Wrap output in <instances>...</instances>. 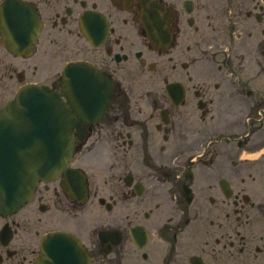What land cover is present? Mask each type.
I'll use <instances>...</instances> for the list:
<instances>
[{
	"label": "flooded vegetation",
	"instance_id": "1",
	"mask_svg": "<svg viewBox=\"0 0 264 264\" xmlns=\"http://www.w3.org/2000/svg\"><path fill=\"white\" fill-rule=\"evenodd\" d=\"M31 85L74 157L2 217L0 264L59 231L91 264H264V0H0V110Z\"/></svg>",
	"mask_w": 264,
	"mask_h": 264
},
{
	"label": "water",
	"instance_id": "2",
	"mask_svg": "<svg viewBox=\"0 0 264 264\" xmlns=\"http://www.w3.org/2000/svg\"><path fill=\"white\" fill-rule=\"evenodd\" d=\"M9 8L17 15L27 16L28 10L21 3ZM77 67L74 64L67 67L69 78H73ZM76 89L84 96L100 94L99 86L68 87L66 96L70 104ZM106 95L110 96V88ZM72 129L73 119L67 105L48 87L28 86L7 109L0 111L1 215L20 210L33 198L40 180L56 178L69 167L75 149ZM36 264H91V261L77 237L56 232L44 238L43 252Z\"/></svg>",
	"mask_w": 264,
	"mask_h": 264
},
{
	"label": "rangeland",
	"instance_id": "3",
	"mask_svg": "<svg viewBox=\"0 0 264 264\" xmlns=\"http://www.w3.org/2000/svg\"><path fill=\"white\" fill-rule=\"evenodd\" d=\"M6 222V220L2 217H0V227Z\"/></svg>",
	"mask_w": 264,
	"mask_h": 264
}]
</instances>
